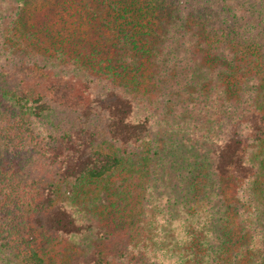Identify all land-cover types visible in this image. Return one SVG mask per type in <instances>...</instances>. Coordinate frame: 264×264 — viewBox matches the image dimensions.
Here are the masks:
<instances>
[{"label":"trees","instance_id":"trees-1","mask_svg":"<svg viewBox=\"0 0 264 264\" xmlns=\"http://www.w3.org/2000/svg\"><path fill=\"white\" fill-rule=\"evenodd\" d=\"M260 151L264 0H0V264H264Z\"/></svg>","mask_w":264,"mask_h":264},{"label":"rangeland","instance_id":"rangeland-1","mask_svg":"<svg viewBox=\"0 0 264 264\" xmlns=\"http://www.w3.org/2000/svg\"><path fill=\"white\" fill-rule=\"evenodd\" d=\"M261 153L263 151H260ZM264 156V152L262 154ZM177 159H179L180 164L177 163V166H181L182 164H184V166H186V164L189 161H192L191 165L194 164L195 161H197L196 159H200L203 162V159H205V157L203 156H198L193 155L188 158L185 155H181L179 156ZM207 163V162H206ZM209 164L207 163V167L202 169H199V165H195V167L188 169V172H186V174H188L187 177L186 174L182 175L179 172H173L172 170H169V173L166 175V178H170L171 182H174L177 180L178 182V202L177 205L175 206H180L183 207L181 203L188 201V198H191L193 193V188L191 186H189L190 181H194L195 180V187H196V191L197 193H202L203 191H205V176H208V172H209ZM172 167H176L175 165H172ZM260 167V175L256 177V184L255 186H251L250 187V192H253L254 194L260 195L264 197V164L263 166H259ZM187 171V169L182 168L181 171ZM182 176H184V179L182 178ZM204 176V177H202ZM190 180V181H187ZM191 181V182H192ZM257 198H259L258 196H256ZM175 200V199H174ZM93 234L88 235V237H81V238H75L74 240L72 239H65V238H57V239H52L50 241V244L48 246V250L50 252V258H53V264H64V261L70 256V254H77V252L79 251V248H86L88 247L89 242H91V236Z\"/></svg>","mask_w":264,"mask_h":264},{"label":"bare ground","instance_id":"bare-ground-1","mask_svg":"<svg viewBox=\"0 0 264 264\" xmlns=\"http://www.w3.org/2000/svg\"><path fill=\"white\" fill-rule=\"evenodd\" d=\"M54 13V12H53Z\"/></svg>","mask_w":264,"mask_h":264}]
</instances>
